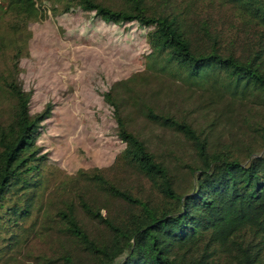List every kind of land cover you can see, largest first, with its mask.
Returning <instances> with one entry per match:
<instances>
[{
    "label": "trees",
    "instance_id": "1",
    "mask_svg": "<svg viewBox=\"0 0 264 264\" xmlns=\"http://www.w3.org/2000/svg\"><path fill=\"white\" fill-rule=\"evenodd\" d=\"M235 1L264 26V0ZM158 3L0 0V264H22L14 247L36 228L58 240L33 264H264V58L220 53L206 27L187 32L175 0ZM77 9L151 29L144 73L103 95L124 145L115 169L140 185L110 177V167L80 171L46 196L49 167L36 142L54 105L30 114L19 61L31 23ZM138 121L175 141L153 151ZM181 173L189 189L177 192Z\"/></svg>",
    "mask_w": 264,
    "mask_h": 264
},
{
    "label": "rangeland",
    "instance_id": "2",
    "mask_svg": "<svg viewBox=\"0 0 264 264\" xmlns=\"http://www.w3.org/2000/svg\"><path fill=\"white\" fill-rule=\"evenodd\" d=\"M99 1L109 4V0ZM146 1L160 5V0ZM175 1L188 16L187 32L194 29L198 33L206 27L220 53L241 57L259 54L264 58V26L253 22L238 1ZM150 31L136 23H105L78 9L58 15L47 12L44 19L29 25L30 38L19 61L18 80L31 93V115L40 113L47 103L54 105L53 114L43 124V134L36 142L41 154H46L49 167L51 185L46 196L55 190L56 183L75 177L80 171L93 173L110 167V177L140 185L139 180L115 169V159L124 145L116 137L112 109L103 95L112 92L115 82L144 73L149 53L146 34ZM162 86L171 91L180 89L184 97L188 94L177 81L163 79ZM0 110L6 112L7 106ZM136 129L155 142L152 150L158 153L175 141L170 133L142 121L137 122ZM224 134L222 131L221 136ZM189 181L181 173L176 191L189 189ZM53 230L44 233L34 229L31 242L25 246L22 239L15 245L14 257L22 259V264H33L40 256L50 257L58 240Z\"/></svg>",
    "mask_w": 264,
    "mask_h": 264
}]
</instances>
